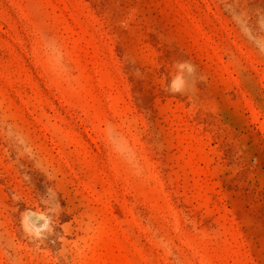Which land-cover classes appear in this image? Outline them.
Wrapping results in <instances>:
<instances>
[{"label": "rangeland", "instance_id": "374dc122", "mask_svg": "<svg viewBox=\"0 0 264 264\" xmlns=\"http://www.w3.org/2000/svg\"><path fill=\"white\" fill-rule=\"evenodd\" d=\"M0 264H264V0H0Z\"/></svg>", "mask_w": 264, "mask_h": 264}, {"label": "clouds", "instance_id": "9594fccd", "mask_svg": "<svg viewBox=\"0 0 264 264\" xmlns=\"http://www.w3.org/2000/svg\"><path fill=\"white\" fill-rule=\"evenodd\" d=\"M177 67H178V68H181V69L187 67L188 70L191 71V66H190V65L180 64V65H177ZM179 79H180V77L178 76V77H176L175 80H173V81L171 82V84H170V90H171L172 92H177V91H179V88H178V86H177V80H179Z\"/></svg>", "mask_w": 264, "mask_h": 264}]
</instances>
